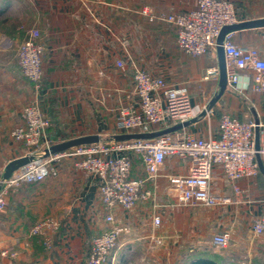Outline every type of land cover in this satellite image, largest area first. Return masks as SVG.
Listing matches in <instances>:
<instances>
[{
    "label": "crops",
    "instance_id": "crops-1",
    "mask_svg": "<svg viewBox=\"0 0 264 264\" xmlns=\"http://www.w3.org/2000/svg\"><path fill=\"white\" fill-rule=\"evenodd\" d=\"M231 2L240 23L264 19V0ZM197 3L0 0V180L10 162L25 155L24 145L14 141L12 132L22 123L23 109L38 100L51 122L48 133L55 144L116 133L120 108L129 103L127 95L134 91L133 66L170 84L172 71L182 66V59L198 60L202 79L198 90L189 91L197 109L192 121H198L185 131L203 138L217 136L219 125L213 124L211 115L200 117L220 90L218 81L205 79L209 68H218L217 57L186 55L178 47L175 27L162 21L151 23L141 14L150 8L164 17L191 11ZM30 29L41 32L45 47L44 89L40 94L23 75L17 55ZM123 40L131 43L130 61L121 47ZM234 41L263 51L264 28L236 32ZM120 60L126 61L123 68L117 66ZM186 64L193 72L192 65ZM254 103L228 88L214 110L221 109L223 115L231 114L241 121L255 120V113L264 117V105ZM188 170L189 161L168 159L156 183L147 186L156 192L157 206L150 200L140 202L132 211H111L102 203L100 179L87 176L67 160L58 177L9 192L7 208L0 212V264H85L92 240L113 225L127 227L131 233L121 237L106 264H264V236L253 233L254 220L264 213V176L260 173L251 181L238 183L244 191L241 204L178 206L169 193V177L185 175ZM146 176L141 157L135 155L131 177ZM213 190L233 193L220 167L215 169ZM110 212L115 224L106 222ZM155 214L162 218L156 229L152 227ZM46 220L57 225L56 229L45 227L50 245H46L47 235H32L33 228ZM224 232L231 234V244L219 249L213 245V237ZM5 251L13 256H4Z\"/></svg>",
    "mask_w": 264,
    "mask_h": 264
},
{
    "label": "built area",
    "instance_id": "built-area-1",
    "mask_svg": "<svg viewBox=\"0 0 264 264\" xmlns=\"http://www.w3.org/2000/svg\"><path fill=\"white\" fill-rule=\"evenodd\" d=\"M82 1L86 3L88 0ZM141 14L151 23L162 21L175 27L178 47L192 57L207 54L217 57V39L222 29L240 23L231 0H198L195 9L164 17L155 15L150 8H145ZM121 47L130 61V41H121ZM224 50L228 88L235 93L252 90L264 95V50L237 45L234 33L226 36ZM44 52L41 32L30 29L17 55L23 75L33 83L38 94L44 89ZM125 65L126 61L117 62L119 68ZM133 70L134 91L127 95L129 103L120 108L117 132L101 137L98 143L52 153V147L56 144L48 133L51 122L44 115L39 100L23 109L22 123L13 130L12 138L24 145V156L32 159L14 172L10 179L0 180V212L6 210L7 196L12 189L58 177L67 160L72 161L74 168L87 176L100 179L102 203L111 211L116 208L132 211L140 202L150 200L157 206L156 192L147 186L149 182L156 183L167 160L173 158L189 161L187 174L169 177V193L176 199L178 206L225 207L243 202L244 191L238 183L242 180L251 181L260 175L257 155L264 163V117L260 116L257 124L255 120L241 121L231 114H224L219 123L218 135L207 138L182 128L152 139L115 141L117 135L157 133L197 117V109L187 91L172 86L163 77L153 76L141 67L133 66ZM205 79L219 82V69L209 68ZM257 128L260 133L259 150L256 149ZM1 129L0 117V132ZM135 155L141 157L145 166V178L131 177ZM217 167L222 169L230 183L233 191L231 195L214 192ZM106 222L116 223L113 213L108 214ZM161 224V216L153 215L152 227L156 229ZM45 227L56 229L57 225L53 220H46L33 228L32 235H47ZM130 233L131 229L127 227L113 225L110 230L95 237L85 264H106L111 253L119 246L121 237ZM253 233L256 237L264 236V213L254 220ZM212 242L219 249H227L231 244V234H217ZM50 243L47 235L46 245ZM10 254L13 256L9 251L3 253L4 256Z\"/></svg>",
    "mask_w": 264,
    "mask_h": 264
},
{
    "label": "water",
    "instance_id": "water-1",
    "mask_svg": "<svg viewBox=\"0 0 264 264\" xmlns=\"http://www.w3.org/2000/svg\"><path fill=\"white\" fill-rule=\"evenodd\" d=\"M264 28V19H257V20H250L246 22H241L235 25L226 26L222 29L218 39H217V59H218V69L220 74L219 79V93L217 96L211 101L210 105L205 109V111L200 115V117H205L208 115L209 112H211L214 109V106L216 103L223 97V95L228 90V77H227V66H226V57H225V50H224V43L226 36L230 33H236L243 30H251V29H260ZM198 120L195 119L194 121H190L187 123H184L182 125H178L174 128L152 133V134H131V135H117L114 137L115 141H125V140H131V139H152L156 138L158 136H161L166 133H170L173 131H177L182 128L189 127L193 123L197 122ZM255 122L259 123V117L255 113ZM101 137L98 135L94 136H87V137H81L78 139H73L70 141H65L59 144H56L52 147V153H59L66 150H69L74 147L83 146V145H91L100 142ZM260 148V133L259 129L256 130V149L259 150ZM32 157L24 156L17 160H14L10 162L6 168L5 174L3 179L8 180L11 178L14 172L18 171L19 169L26 166ZM257 161L259 164L260 172L264 176V163L259 155H257ZM1 190V186H0Z\"/></svg>",
    "mask_w": 264,
    "mask_h": 264
},
{
    "label": "rangeland",
    "instance_id": "rangeland-1",
    "mask_svg": "<svg viewBox=\"0 0 264 264\" xmlns=\"http://www.w3.org/2000/svg\"><path fill=\"white\" fill-rule=\"evenodd\" d=\"M181 61H182V66L178 65L174 67L172 71L173 72L172 73L173 82H171L170 84L174 83L177 85L176 87L178 89L185 90L188 93L191 89H193L194 91L198 90L199 88L198 82L201 81L202 79L199 73V69H200L199 61L192 59V58L191 60L182 59ZM186 63H189L192 65L193 72H191L189 69H186L185 66H187L188 68V65ZM208 87H210V85ZM243 95L248 97L249 100H252L253 103L257 101L258 104L261 105L262 103L264 105V95L262 94H258L252 90H248V91H245ZM248 114L250 115L249 111H248ZM222 115H223V111L221 109H217V110L213 109V112L211 114V119L213 120V124L216 123L218 126Z\"/></svg>",
    "mask_w": 264,
    "mask_h": 264
}]
</instances>
